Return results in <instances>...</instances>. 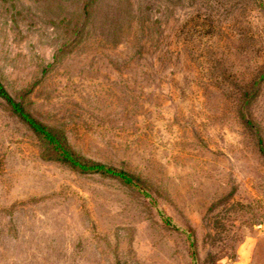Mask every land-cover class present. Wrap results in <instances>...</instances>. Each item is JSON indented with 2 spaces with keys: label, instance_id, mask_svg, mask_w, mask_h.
<instances>
[{
  "label": "rangeland",
  "instance_id": "obj_1",
  "mask_svg": "<svg viewBox=\"0 0 264 264\" xmlns=\"http://www.w3.org/2000/svg\"><path fill=\"white\" fill-rule=\"evenodd\" d=\"M0 264H229L264 246V0H0ZM163 217H167L165 222Z\"/></svg>",
  "mask_w": 264,
  "mask_h": 264
},
{
  "label": "trees",
  "instance_id": "obj_2",
  "mask_svg": "<svg viewBox=\"0 0 264 264\" xmlns=\"http://www.w3.org/2000/svg\"><path fill=\"white\" fill-rule=\"evenodd\" d=\"M0 97L7 103L11 111L45 143L51 151L52 159L60 161L80 173H98L115 177L129 185L139 186V181L128 172L101 162L87 160L76 154L69 147L67 140L63 136H60L43 122L36 119L21 102L15 100L1 81ZM260 151L264 154L263 147H260ZM163 219L168 222L167 217H163Z\"/></svg>",
  "mask_w": 264,
  "mask_h": 264
},
{
  "label": "crops",
  "instance_id": "obj_3",
  "mask_svg": "<svg viewBox=\"0 0 264 264\" xmlns=\"http://www.w3.org/2000/svg\"><path fill=\"white\" fill-rule=\"evenodd\" d=\"M229 264H264V246L256 241L245 244L238 249L236 258Z\"/></svg>",
  "mask_w": 264,
  "mask_h": 264
}]
</instances>
